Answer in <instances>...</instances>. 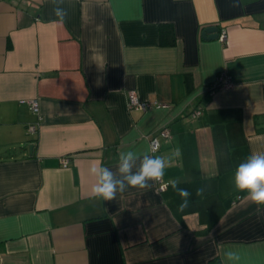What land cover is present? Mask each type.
<instances>
[{"label":"crops","instance_id":"1","mask_svg":"<svg viewBox=\"0 0 264 264\" xmlns=\"http://www.w3.org/2000/svg\"><path fill=\"white\" fill-rule=\"evenodd\" d=\"M53 7L0 0V264H264V205L233 182L264 153V0H64L63 21ZM220 73L232 85L211 89ZM131 90L167 106L129 110ZM152 137L188 207L170 184L93 198L92 164L115 171Z\"/></svg>","mask_w":264,"mask_h":264},{"label":"clouds","instance_id":"2","mask_svg":"<svg viewBox=\"0 0 264 264\" xmlns=\"http://www.w3.org/2000/svg\"><path fill=\"white\" fill-rule=\"evenodd\" d=\"M54 5L53 14L63 21L68 11L63 7L64 0H51ZM146 149L142 153L133 150L120 151L116 170L104 166L100 162H94L90 167V174L95 183L91 188V196L103 201L115 200L118 193H124L129 188L148 190L155 183L163 180L165 168L171 160L162 156H153ZM179 156L177 149L174 153ZM234 187L238 192L246 193L248 198L257 205H264V153H253L244 161L240 162L233 176ZM172 189L181 197L180 210L188 207L191 193L188 189L179 187L178 180L168 182ZM203 188L196 190L197 196L203 195ZM228 260L237 259L232 252H227Z\"/></svg>","mask_w":264,"mask_h":264},{"label":"built area","instance_id":"3","mask_svg":"<svg viewBox=\"0 0 264 264\" xmlns=\"http://www.w3.org/2000/svg\"><path fill=\"white\" fill-rule=\"evenodd\" d=\"M220 39L222 41L225 40L226 38V34L223 32L221 33V35L219 36ZM232 85L231 80L228 78V76H226L224 73H220L215 81L212 83L211 85V89H215L218 87L221 88H228ZM31 110L33 113H35L37 115V120L33 123H30L27 127V131L28 133H33L36 132L38 130V127L40 125V109H39V104L38 101L35 98L29 99L28 101ZM167 106L166 103L164 102H158V101H149V100H141L135 91H129L127 93V108L129 110H140V111H145L148 110L150 108L153 107H165ZM199 112H195L193 114V116H196ZM159 136L162 138H168L170 136L169 130L167 129V127L163 126L160 130H159ZM160 147V142L158 140V137H152L150 139V148L154 149V151L152 152H156L158 151ZM62 164L63 165H67L68 163V158H62ZM168 182L169 181H165L164 179L160 182H158V189L159 190H164L168 187ZM240 199V196H236L234 198L233 203H235L236 201H238Z\"/></svg>","mask_w":264,"mask_h":264},{"label":"trees","instance_id":"4","mask_svg":"<svg viewBox=\"0 0 264 264\" xmlns=\"http://www.w3.org/2000/svg\"><path fill=\"white\" fill-rule=\"evenodd\" d=\"M159 41L161 45H173L175 43L174 33L171 26L167 24L160 25Z\"/></svg>","mask_w":264,"mask_h":264},{"label":"water","instance_id":"5","mask_svg":"<svg viewBox=\"0 0 264 264\" xmlns=\"http://www.w3.org/2000/svg\"><path fill=\"white\" fill-rule=\"evenodd\" d=\"M208 34V35H206ZM202 36L205 39H216L218 37V29L215 26L206 27L203 32Z\"/></svg>","mask_w":264,"mask_h":264}]
</instances>
